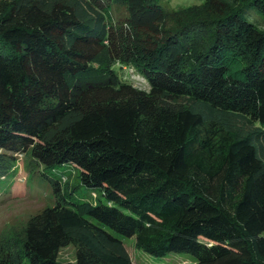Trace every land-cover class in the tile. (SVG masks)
<instances>
[{
	"label": "trees",
	"instance_id": "16d2710c",
	"mask_svg": "<svg viewBox=\"0 0 264 264\" xmlns=\"http://www.w3.org/2000/svg\"><path fill=\"white\" fill-rule=\"evenodd\" d=\"M132 66L141 89L116 67ZM69 164L99 197L26 220L0 264H264V0H0V177ZM71 210V213H68Z\"/></svg>",
	"mask_w": 264,
	"mask_h": 264
},
{
	"label": "rangeland",
	"instance_id": "374dc122",
	"mask_svg": "<svg viewBox=\"0 0 264 264\" xmlns=\"http://www.w3.org/2000/svg\"><path fill=\"white\" fill-rule=\"evenodd\" d=\"M201 0H159L167 8L197 4ZM117 74L134 87L146 89L145 80L132 66L116 67ZM61 179V189L65 191L68 200H94L99 197V191L91 193L89 189L79 184L78 171L69 164H62L53 169L44 168L30 161L28 154H15L14 162L8 172L0 177V248L13 251L23 232L26 220L32 214L46 206L53 205L56 200L52 194L50 183L41 176ZM68 213H71V210ZM264 235V234H263ZM123 246L129 256L130 264H191L194 258L184 252H170L165 256H152L133 246L132 237H122ZM17 239V240H16ZM74 246L61 247L56 259L65 264L73 261Z\"/></svg>",
	"mask_w": 264,
	"mask_h": 264
}]
</instances>
